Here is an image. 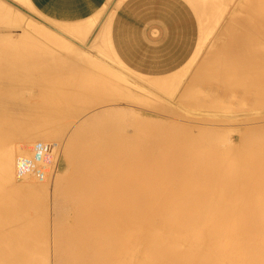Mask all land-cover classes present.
Here are the masks:
<instances>
[{"label": "bare ground", "instance_id": "1", "mask_svg": "<svg viewBox=\"0 0 264 264\" xmlns=\"http://www.w3.org/2000/svg\"><path fill=\"white\" fill-rule=\"evenodd\" d=\"M16 1L33 8L29 0ZM200 1L202 6L211 2L214 9H210L209 14L200 10L204 15L202 35L192 59L206 46L209 36L218 32L233 2ZM6 5L0 1V23L13 25L17 21L15 24H21L23 29L20 32H25L29 38L56 40L52 31L34 27L33 21L30 22L34 25H23L20 21L23 15L19 16L22 13L16 12L11 4L8 8ZM202 6H198L199 9ZM241 9L246 10L245 13L230 16L234 21L219 32L221 36L226 31V38H214L213 46L197 71L179 92L183 103L198 105V112L192 109L191 117L199 118L197 121L203 124L198 123L199 127L195 124L196 129L186 122L184 125L174 121L158 128L160 119L154 122L147 119L157 124L158 131L152 124L154 131L144 123V128L136 127L142 122L148 123L143 116L144 121L141 116L137 120L129 119L130 108L106 105L102 107L104 120L102 117L99 120L95 108L93 123L86 112L87 115L80 117L72 127L69 128L68 123V132L62 133L59 127L51 126L52 116L60 118L62 115V122H70L71 117L100 106L101 102L118 100L123 95L128 97V89L112 82L107 84L106 80L102 81L103 73L100 72V78L99 73L91 72L96 83L84 85L79 76L78 80L72 78L71 87L64 82L63 86H68L65 90L57 84L58 78L50 77L65 73L51 71L52 61L40 63L44 69H40L42 77L25 80L27 77L24 79L22 75L26 71L17 70L22 63L13 56L15 53L0 55V264H264V143L254 140H264V133H260L264 131V121L246 127H226V123L233 120L264 118V0H246ZM113 12L105 7L86 21L58 23L56 34L80 38L79 43L85 45L101 20L99 32L88 44L100 53L111 51L127 67L108 45ZM14 37L17 38L16 34ZM59 38L60 42L62 38ZM7 41L4 39L5 43ZM66 41L69 43L68 40L64 43ZM27 43L30 45L29 40ZM22 45L18 46L29 47ZM72 50L83 55L88 64L99 67L98 63H102L78 48ZM16 53L21 52L16 50ZM24 53L22 51V55ZM50 55L62 58L57 53ZM11 59L17 61L10 62ZM73 62L72 65L77 63ZM104 62L101 65L105 66ZM12 67L17 69L11 70ZM93 67H89L90 71ZM30 69L34 73L32 70L36 68ZM183 71L180 68L164 76L140 77L155 90L166 93L174 89L172 93H175V87H179L187 73ZM26 82L32 84L27 85H31V90L25 94L28 89L21 84L25 86ZM33 84H37L39 94L32 91ZM46 106L56 107L53 110ZM15 108H18L16 113ZM19 112L21 122L16 118ZM91 114L94 113H90V117ZM9 115L16 116L17 121L12 119L16 125H12ZM55 121L54 125L58 126L59 121ZM133 121L139 123L136 125ZM46 122L52 124L46 126ZM18 123L25 133L21 136L20 130L16 133L17 142L14 137L8 140L9 143L14 139L16 143L5 144L4 136L8 133H4H15L13 130ZM131 123L136 125L133 133L129 129ZM228 130L231 132L227 133ZM10 134L7 137L15 135ZM60 136L62 142L56 140ZM237 137L240 142H236ZM222 142L227 143L229 149L222 150ZM61 161L70 166L71 171L62 170ZM4 181H10L9 191L4 188ZM51 194L65 200L62 204L67 211L50 202Z\"/></svg>", "mask_w": 264, "mask_h": 264}, {"label": "rangeland", "instance_id": "2", "mask_svg": "<svg viewBox=\"0 0 264 264\" xmlns=\"http://www.w3.org/2000/svg\"><path fill=\"white\" fill-rule=\"evenodd\" d=\"M233 1V2H232ZM230 2H232L231 4V9H230V11L228 12L227 11V15H225V17L223 18V20H222V25L220 26V29L218 30V32L215 34H211L210 36H209V40H208V43H206V46L202 49V51L198 54V56L197 57H194L195 58V60H194V58L192 59H190L189 61L192 63V64H190L191 66H189L188 64H189V62H187L186 63V65L184 66V67H182V71H183V69H185L184 71H183V73H186V75H185V77L183 78V81L181 82V84L179 85V87L177 88V87H175V91H173V92H175V93H172V90H174V89H172L171 91H169V92H171L172 94L170 95L169 94V92L168 91H166V93L164 92L165 90H155V88L154 87H152V86H150L144 79V81L142 80V78L140 77V75L137 73V72H135V71H133L132 69H130V68H127V67H125L122 63H120V61L113 55V53L110 51V53H109V51H107L106 52V54L105 53H100L97 49H95V48H92L89 44H88V41H89V39H88V41H86L85 42V45H81L79 42H80V38L78 39V38H72V37H63L64 35H60V33L59 34H56V33H58V32H56L57 30H56V22H54V21H52V20H50V19H47V18H45V17H43V16H41L40 15V13L39 12H37L36 10H34L31 6H28V5H25V4H22L21 6H14L16 9H17V11H16V9L13 7V9L16 11V12H20V13H22V14H20L19 16L20 17H22V15H23V17H22V19L20 20V19H18V20H20L21 21V23H23V25L24 24H26V25H29V24H27V23H30V25H34V23H35V25H34V27L36 26H40V28L39 29H41V27H43V29L44 28H46V30H48V31H52L51 33H53V35H55V37L56 38H54V39H56V40H52V41H48V40H40L39 38H29L26 34H25V32L23 33V34H25V35H23L22 34V32H20V30L21 31H23V29H22V27H21V24H15V22L16 23H18L17 21H15L14 23H13V25H15V26H13L12 25V23H10L11 24V26H10V24L9 25H7L8 23H6V22H2V23H0V43H2L3 45H5V46H1V44H0V55H11L12 56V54H14L13 56H17L16 57V59H18V61H20L21 63H22V67H21V65H20V67H19V69H17V68H14L15 70L17 69V70H20V68L22 69L21 71H26V73H25V75L23 74L22 76L24 77V79H25V76L27 77L25 80H32V79H37V78H40V77H42V73H40V71L41 70H44V69H41V68H43V67H41V64L42 63H47V64H50V62L52 61L53 62V64L52 65H50L51 67H50V70L51 71H57L58 73H60V71L61 72H65V73H62V74H58V76L57 75H51L50 77L51 78H54V79H57L58 80V85L60 86H62V88L63 89H65V90H67L66 88H68V86H63V83L65 82V84L66 85H71L72 86V78H74V80L75 79H77L78 80V78H79V76H80V78L83 80L81 83L82 84H84V85H88L89 83H96L97 82V80L96 79H94L92 76H95L94 74H96V73H99V75H100V78H101V73H103L105 76L103 77L102 76V78H103V80L102 81H104V80H106V83L107 84H111V82H112V84L113 83H115V85H117V86H120V87H122V88H125V89H128L127 91H129V96H131V95H133V96H131V98L128 96L127 97V95H123V97L122 98H120L119 97V99L118 100H114V101H112V100H110L109 99V102L107 103V101L106 102H104L105 104H103L102 102H101V104H100V106L98 105V106H94V108L92 107V108H88L87 110L88 111H84V112H82V114L80 115V113L78 114V115H75V118H74V116L73 117H71L69 120H71L70 122H67V121H63L62 122V120H63V117H62V115H60L61 117L60 118H56V117H53L52 116V120L53 121H51L52 123H53V125H51L52 127L54 126V127H59L58 129L59 130H63L62 131V133H67L68 132V126H67V124L69 125V128L70 127H72V125L74 124V123H76V122H78L79 120H80V117H84L85 116V114L87 115V113L89 114V117H88V120L90 121V122H92L93 123V121L95 120V118H96V114H95V112L97 113V111L96 110H98V114H97V116H98V118H99V120H101V117H102V119L103 118H105V115L104 116H102V107L103 108H105L106 107V105H107V107H108V105L109 106H112V105H115V106H118V107H120L121 105L123 106H121L120 108H126L125 110H128L129 108V112H130V115L131 116H129V119L131 118V119H134V118H136V120H137V118L139 117V116H141V119H146V121L148 122V123H150L149 125H148V123H145V122H142L141 124H138L139 122H132V123H134V124H138L139 126H136V125H134V126H136V127H141V128H144V127H142V125H143V123L144 124H146V126L145 127H149V128H151L152 126H151V124L155 127V125H157V124H155L154 125V123H151V122H149L150 120H152V122H154V119H160V120H162V121H160V122H162L163 124H161L160 122H158L159 124V126H157L158 128L160 127V126H164V125H168L169 123L168 122H171V123H173V121L175 122V123H179V122H181V123H179V124H184L183 122H186L187 123V126H189V124H191L189 127H192V128H195V124H197L198 126L197 127H199V124H203L202 122H200V121H197V120H199V118H197V119H194L195 117H191L192 115H194L192 112L193 111H195V112H198L196 109L198 108L197 106L198 105H196L197 103H192L191 105H189L191 102H189V103H187L186 101H184V103H183V100H179V92L182 90V88H184V86H185V84H187V82H189L190 80L189 79H191V77H192V75L195 73V71H197V68L199 67V64L201 63V61H202V59L205 57V55H206V53H208L209 51L208 50H210V47L211 46H213V44H214V38H226V36L228 35V33L226 32V31H223L222 32V34H221V36H219V32H220V30L221 29H223L224 28V26L225 25H228L229 23H231V21H234L233 19H231L230 18V16L234 13V14H241V12H242V9L241 8H244V6H245V3H246V0H231ZM10 7H12V6H10ZM108 10V9H107ZM108 11H112V9H109ZM246 11V10H245ZM245 11L244 12H242V14L243 13H245ZM18 16V17H19ZM29 16V17H28ZM17 17V18H18ZM32 17V18H31ZM33 17H34V19H36L35 21H34V19H33ZM228 18V19H227ZM29 19V20H28ZM27 20V21H26ZM20 21H19V23H20ZM30 21H33L32 23L30 22ZM37 21H38V23H37ZM3 23H5V24H3ZM44 23V24H43ZM5 25V27L4 28H1V27H3ZM7 26V27H6ZM13 26V27H12ZM17 26V27H16ZM45 26V27H44ZM51 27V28H50ZM14 28V29H13ZM21 28V29H20ZM43 29H41V30H43ZM54 29V30H53ZM45 30V29H44ZM45 30V31H46ZM4 31V32H3ZM9 31H11V32H9ZM5 32H6V34H5ZM3 33H4V35H3ZM10 34V35H9ZM16 34V36H17V38L16 37H14V35ZM18 34H20L19 36L21 37V35H22V37L20 38L19 36H18ZM5 35H6V37H5ZM9 35V36H8ZM59 35V36H58ZM23 36H25V37H23ZM15 39H14V38ZM20 38V40L21 39H23V40H21V42H20V40H19V38ZM27 37L29 38V39H27ZM59 37H61L62 39L63 38H66V39H64V41L65 40H68L69 41V43H67V41H66V43H64V41L62 42L61 40H60V42H62V43H60L59 42V40L58 39H60ZM58 38V39H57ZM4 39H5V41H7L6 43H8L7 45H6V43L4 42ZM12 39V40H11ZM25 39V40H24ZM71 39V40H70ZM16 40V41H15ZM29 40V42H30V45H29V43H27V41ZM13 41V42H12ZM17 41H19L20 43H17ZM24 41H26V42H24ZM58 41V42H57ZM72 43H76V44H70L71 42ZM33 44H32V43ZM54 42H57L58 44H61V45H58V44H54ZM5 43V44H4ZM15 43V44H14ZM35 43V44H34ZM44 43V46L42 45ZM10 44H14L13 46H11ZM24 45V46H26V45H28L29 47H19L18 45ZM26 44V45H25ZM62 44H64L63 46H62ZM78 44V45H77ZM16 45V46H15ZM22 45V46H23ZM67 45V46H66ZM10 46V47H9ZM18 46V47H17ZM33 46H35V49H33V48H31V47ZM49 48H48V47ZM61 46V47H60ZM71 48H70V47ZM80 48H79V47ZM2 47V48H1ZM8 47V48H7ZM15 47H16V50H17V52H21V53H16V50H15ZM43 47V48H42ZM45 47V48H44ZM58 47V48H57ZM68 47V48H67ZM74 47H75V49L76 48H78V49H80V50H82V52L83 53H85L86 54V56H88V54H89V56L91 57H96V58H94V60L95 59H99V62H100V60H101V62L103 63L104 61V64H105V66H107V68L109 69L110 68V70H108L104 65H101L102 63H98L99 64V67H97V66H94V65H92V64H88V63H86L87 62V60H86V58L83 56V55H81L80 53H78V52H73L74 50H72V49H74ZM3 48H4V50H3ZM5 48H7V50L5 49ZM13 48V49H12ZM20 48V50L21 51H19L18 49ZM43 50L42 52H41V49ZM9 49V50H8ZM25 49H27V51L25 50ZM46 49V50H45ZM50 51V53L51 54H54V53H57L58 55H61L62 56V58L60 59H55V57L54 56H56V55H52L53 56V58H51L52 56L50 55V53H49V51ZM59 49V50H58ZM11 50V51H10ZM13 50V51H12ZM32 50H33V52H32ZM35 50V51H34ZM39 50H40V52H39ZM61 50V51H60ZM3 51V52H2ZM8 52L9 51V53H6L5 54V52ZM22 51H23V55H22ZM45 51H47V53L45 52ZM55 51V52H54ZM14 52V53H13ZM32 52V53H31ZM30 55H29V54ZM33 53H35V54H33ZM39 53H41V54H39ZM43 53V54H42ZM108 53V54H107ZM20 55V57L22 58L21 60H19L20 59V57L18 56V55ZM26 54V55H25ZM33 54V55H32ZM37 54H39V55H37ZM47 54V55H46ZM50 56H49V55ZM104 54V55H103ZM41 55H43V56H45V57H40ZM40 58H39V57ZM49 56V59H47V57ZM98 56V57H97ZM34 58V60H33V58ZM69 57H70V59H69ZM24 58H28L27 60H24ZM43 58L45 59V61L43 60ZM56 58H58V56H56ZM73 58V59H72ZM84 58V59H83ZM111 58V59H110ZM41 59V60H40ZM64 59V60H63ZM81 60V61H79V62H77V61H74V60ZM13 60H15V59H13ZM23 60V61H22ZM57 60V61H56ZM66 60V61H65ZM67 60H68V62H67ZM72 60V61H71ZM85 60V61H84ZM192 60H193V62H192ZM10 62H16L17 60H15V61H12V59L11 60H9ZM26 61V62H25ZM29 61V63H28V66H27V62ZM70 61H71V63H70ZM74 61V62H73ZM84 61V63H82ZM20 62H18V63H20ZM25 62V63H24ZM32 62V63H31ZM72 62L73 63H76V64H73V65H75V66H73L72 65ZM98 62V61H97ZM20 63V64H21ZM34 63V64H33ZM41 63V64H40ZM59 63V64H58ZM67 63V64H66ZM25 64V66H24V68H23V65ZM65 64V65H64ZM78 64V65H77ZM84 64V65H83ZM38 65V66H37ZM61 65V67H59ZM68 65V66H67ZM71 65V66H70ZM89 66L91 69H92V67L94 68V70H91L90 71V69H89V67L87 68V66ZM92 65V66H91ZM105 68H104V67ZM32 68V69H34V68H36V69H34V70H32L34 73H31L30 71H31V69L30 68ZM57 67V68H56ZM66 67V68H65ZM72 67V68H71ZM97 67V68H96ZM103 67V68H102ZM189 69H188V68ZM27 68H29V71H28V69ZM61 68V69H60ZM83 68V69H82ZM87 68V69H86ZM13 69V67H12V69L11 70H14ZM23 69H27V70H23ZM41 69V70H40ZM53 69V70H52ZM57 69V70H56ZM59 69V70H58ZM72 69V70H71ZM101 69V70H100ZM102 69H106V70H102ZM116 69V70H115ZM69 70V71H68ZM89 70V71H88ZM98 72H97V71ZM37 71V72H36ZM73 71V72H72ZM82 71V72H81ZM86 71V72H85ZM30 74H29V73ZM84 72V73H83ZM94 73V74H92V73ZM101 72V73H100ZM105 72V73H104ZM110 72L112 73V74H110ZM38 73V74H37ZM106 73H108L107 75H106ZM193 73V74H192ZM69 74H70V76H69ZM31 75H32V77H31ZM34 75V76H33ZM68 75V76H67ZM111 75L113 76L112 78H111ZM21 76V77H22ZM29 76V77H28ZM54 76V77H53ZM68 78H67V77ZM84 76V77H83ZM90 76H91V78H90ZM108 76V77H107ZM120 76H121V78H120ZM123 76V77H122ZM22 77V78H23ZM31 77V78H30ZM88 77H89V79H88ZM69 79V78H71V80L70 81H68V80H66V79ZM105 78V79H104ZM111 78V79H110ZM114 78V79H113ZM86 79V80H85ZM113 79V80H112ZM73 80V81H74ZM85 80V81H84ZM94 80V81H93ZM112 80V81H111ZM128 80V81H127ZM62 81V82H61ZM108 81H109V83H108ZM114 81V82H113ZM75 82V81H74ZM73 82V83H74ZM28 83V84H27ZM102 83H104V82H102ZM118 83V84H117ZM121 83V84H120ZM23 84V85H22ZM21 84V86H23V88L25 89V88H27L28 90H27V92H26V90H25V92H23V93H28V92H30V90H31V85L29 86V87H27V85H29V84H32L31 82H26V85L24 86V84L25 83H22ZM64 84V85H65ZM34 85V86H33ZM32 85V89H34V90H32V91H36V93H38L39 94V91L37 90V87L38 86H36L37 84H33ZM69 85V87H71ZM137 85V86H136ZM143 85V86H142ZM148 85V86H147ZM60 86V87H61ZM22 88V87H21ZM23 88H22V90H23ZM177 88V89H176ZM24 91V90H23ZM20 93L22 92L21 91V89H20V91H19ZM153 92V93H152ZM168 92V93H167ZM159 94V95H158ZM166 94H168V95H166ZM154 95H156V96H154ZM177 95V96H176ZM159 96V97H158ZM172 98H171V97ZM124 97H125V99H124ZM118 98V97H117ZM127 98V99H126ZM163 98V99H162ZM178 101V102H177ZM182 101V102H181ZM140 102H142V103H140ZM173 103V104H172ZM117 104V105H116ZM186 104V105H185ZM102 105H104V106H102ZM148 105V106H147ZM165 105V106H164ZM52 106V105H51ZM50 106V107H51ZM184 106H186V107H184ZM50 107H48V108H50ZM54 107H56V106H54ZM54 107H52L53 108V110H54ZM162 109H161V108ZM165 107V108H164ZM196 107V108H195ZM45 108H47V106L45 107ZM47 108V109H48ZM52 108H50V109H52ZM96 108V109H95ZM190 108V109H189ZM18 110V108H15L14 109V112L16 113V111ZM93 109H95V112H94V110ZM132 109V110H131ZM166 109V110H165ZM187 109V110H186ZM192 109H193V111H192ZM16 110V111H15ZM93 110V111H92ZM172 110V111H171ZM264 110V109H263ZM128 111H126V112H128ZM132 111V112H131ZM134 111V112H133ZM182 111V112H181ZM12 113V114H14L15 115V113ZM87 112V113H86ZM94 113L93 115L91 114V117H90V113ZM99 112H101V113H99ZM19 113H20V115H19ZM19 113H17V117L16 116H13V117H11V115H9V119H15V121H17V119L16 118H18V122H21L20 121V119H21V117H19V116H21V112H19ZM136 115H135V114ZM172 113V114H171ZM101 114V115H100ZM104 114V113H103ZM126 114V113H125ZM179 114V115H178ZM128 115H129V113H128ZM127 114H126V116H128ZM138 115V116H137ZM182 117H181V116ZM262 115H264V113L262 114ZM94 116V117H93ZM133 116V117H132ZM137 116V117H136ZM142 116H143V118H142ZM184 116V117H183ZM190 116V117H189ZM14 117H16V118H14ZM76 117H77V119H76ZM148 117V118H147ZM61 118H62V120H61ZM94 118V119H93ZM140 118V117H139ZM138 118V119H139ZM186 118H187V120H186ZM91 119V120H90ZM144 119L142 120V121H144ZM147 119H149V121L147 120ZM54 120H56L55 121V123H57V120L59 121V122H61V123H59L58 122V126H57V124H55L54 125ZM61 120V121H60ZM68 120V121H69ZM73 120H75V121H73ZM104 120V119H103ZM102 120V121H103ZM163 120H165V122L166 123H164V121ZM261 120H262V122H261ZM261 120H252V121H249V120H247V121H237V120H233L231 123L230 122H227L226 124V127H228L229 126V128H232V127H237V126H241V127H246V126H248V125H251V124H256L258 121H260V122H258V123H263V121H264V118L263 119H261ZM14 120H12V125H16V124H13V123H16L15 121L13 122ZM156 121H159V120H156ZM193 121H195V122H193ZM141 122V121H140ZM191 122H193V123H191ZM242 122H243V124H242ZM41 123V122H40ZM43 123V122H42ZM47 123H49V122H46V126H50V124H52V123H50V124H47ZM65 123V124H64ZM72 123V124H71ZM95 123V122H94ZM129 124L128 126L130 127L129 129H131V132L133 133V130H134V126H133V124ZM155 123H157V122H155ZM185 123V124H186ZM199 123V124H198ZM235 123V124H234ZM31 124V123H30ZM33 124H35V123H33ZM32 124V125H33ZM39 124V123H38ZM43 124V126H45ZM59 124L60 125H62V126H59ZM71 124V125H70ZM184 124V125H185ZM194 126H193V125ZM19 125V126H18ZM18 125H17V127L19 128V130H18V128L15 126L14 127V130L13 131H15V133L14 132H12V131H8V132H5L4 134H7V136H9V133H11L10 135H12V134H15L14 136L12 135V136H10V138L9 137H7L6 135L4 136V138L6 137V139L7 140H4V138L2 137V139L4 140V143L5 144H9V143H16L18 140V138H17V134L16 133H20L21 131L20 130H22V132H21V136L25 133L24 131H25V129L24 128H22L21 129V123H18ZM66 125V126H65ZM148 125V126H147ZM35 126V125H34ZM36 126H37V122H36ZM38 126H41L40 124L38 125ZM63 126H65V127H63ZM61 127H63V129L61 128ZM66 127H67V129H66ZM65 128V129H64ZM133 128V129H132ZM140 128V129H141ZM148 128V129H149ZM156 128V127H155ZM158 128H156L155 129V131L157 130H159ZM135 129H137V128H135ZM139 128H138V130H140ZM152 129V128H151ZM196 129V128H195ZM17 130H18V132H17ZM24 130V131H23ZM65 130V131H64ZM67 130V131H66ZM143 130H147V129H143ZM153 131H154V128L152 129ZM20 131V132H19ZM230 133L231 131H227V133ZM262 132L264 133V131H261L260 133L262 134ZM62 133H60L61 135H62ZM65 133V134H66ZM139 133H141L142 134V131L140 130V132ZM144 133V132H143ZM259 133V132H258ZM259 133V134H260ZM3 134V135H4ZM238 135V134H237ZM257 136L258 137H260V135H256V138H257ZM264 136V134H262V137ZM12 137H14V139L16 140V142H15V140L13 139L11 142H9L8 143V140L10 141L11 139H12ZM19 137H20V135H19ZM262 137H260V138H262ZM9 138V139H8ZM59 139L60 138H62V136H60V137H58ZM56 139V140H58V141H61L62 142V140L63 139ZM264 138V137H263ZM254 140H256V141H259L260 140V142H262V143H264V140L262 139H254ZM225 141V140H224ZM223 141V142H224ZM3 142V141H2ZM222 142V144L220 145L221 147H222V150L223 149H229L228 148V144H227V146H225V145H223L224 143ZM236 142H240V139H239V137H237L236 138ZM227 147V148H226ZM66 164L63 162V161H61V164H60V168L61 167H63V168H61L62 170H65V169H67V170H65V172L67 171V172H69V171H71V169H70V166H68L67 167V165L65 166ZM42 166V165H41ZM58 168H59V165H58ZM69 169V170H68ZM66 172V173H67ZM4 183H5V181H4ZM3 183V186L5 185H8V186H4V188H7L8 189V191H9V189H11L10 187H12V185H10L11 183H10V181L8 182H6L5 184ZM52 186H50L49 187V189H50V191H51V188ZM7 191V192H8ZM54 195H50V202L52 201L53 202V204L55 205V203H56V207L57 208H64V209H66L65 211H67V208H66V206H65V204H62V202H65V200H63L62 198L60 199V198H58L57 197V195H55V198L53 197Z\"/></svg>", "mask_w": 264, "mask_h": 264}, {"label": "crops", "instance_id": "3", "mask_svg": "<svg viewBox=\"0 0 264 264\" xmlns=\"http://www.w3.org/2000/svg\"><path fill=\"white\" fill-rule=\"evenodd\" d=\"M0 1L3 5H6L4 1L9 3L6 5L7 8L11 5L13 7L22 5L16 0ZM29 2L41 16L57 24L83 22L97 15L105 7L108 10L112 9L114 12L108 45L128 68L144 76H164L182 68L198 47L202 35L201 21L204 19L202 14L204 12L209 14L208 11L214 9V6L210 5L211 2L208 1L206 6H202L200 0H29ZM198 6H202L203 9H199ZM200 10H203V13ZM101 25L100 20L90 39L88 38V43L99 32Z\"/></svg>", "mask_w": 264, "mask_h": 264}, {"label": "built area", "instance_id": "4", "mask_svg": "<svg viewBox=\"0 0 264 264\" xmlns=\"http://www.w3.org/2000/svg\"><path fill=\"white\" fill-rule=\"evenodd\" d=\"M39 146H41V144H39ZM42 153H40V156H41ZM41 169V168H40ZM42 170V169H41Z\"/></svg>", "mask_w": 264, "mask_h": 264}]
</instances>
